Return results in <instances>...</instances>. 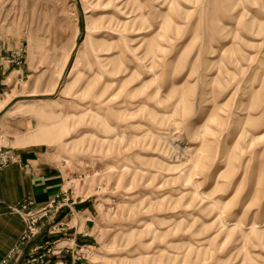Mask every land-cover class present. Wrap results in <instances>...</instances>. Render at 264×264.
I'll return each instance as SVG.
<instances>
[{"label": "rangeland", "instance_id": "obj_1", "mask_svg": "<svg viewBox=\"0 0 264 264\" xmlns=\"http://www.w3.org/2000/svg\"><path fill=\"white\" fill-rule=\"evenodd\" d=\"M0 37V112L67 170L69 201L22 245L264 264V0H0Z\"/></svg>", "mask_w": 264, "mask_h": 264}, {"label": "crops", "instance_id": "obj_2", "mask_svg": "<svg viewBox=\"0 0 264 264\" xmlns=\"http://www.w3.org/2000/svg\"><path fill=\"white\" fill-rule=\"evenodd\" d=\"M15 45L0 37V50L12 49ZM8 80L7 72H0V96L8 88ZM24 121L10 116L9 112H0V149H8L15 158L13 163L0 170V264L15 250L20 257L10 264H57L68 257L38 259L44 253L42 248H48L43 243L47 239L56 243L57 236H46L44 241H37L32 246L22 245L25 223L20 215L12 212V208L25 200H32L35 208L50 205L64 190L67 174L63 163L54 159L55 153L49 145L35 144L26 137ZM33 259H38L37 263Z\"/></svg>", "mask_w": 264, "mask_h": 264}, {"label": "built area", "instance_id": "obj_3", "mask_svg": "<svg viewBox=\"0 0 264 264\" xmlns=\"http://www.w3.org/2000/svg\"><path fill=\"white\" fill-rule=\"evenodd\" d=\"M14 161L15 158L8 151L0 149V170L6 168ZM68 201L69 197L67 195H61L58 199L52 201L48 207L40 210L39 212L34 209L35 204L33 201H27L26 203H22L21 205L12 208V212L20 215L27 223V228L22 237V244L32 242L34 238L40 234L39 228L37 227L40 221L39 218L42 219L47 217L53 210L58 212V210L55 209L57 204L60 203L59 205H63L61 203ZM18 255L19 253L17 250L13 251L7 259L2 262V264H10L18 258ZM38 259H42V256ZM38 259H33L32 261L37 262ZM61 264L66 263L61 262Z\"/></svg>", "mask_w": 264, "mask_h": 264}]
</instances>
